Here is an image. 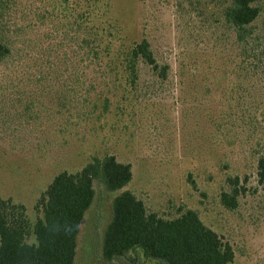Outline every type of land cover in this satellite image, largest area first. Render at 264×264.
Listing matches in <instances>:
<instances>
[{"label":"rangeland","instance_id":"obj_1","mask_svg":"<svg viewBox=\"0 0 264 264\" xmlns=\"http://www.w3.org/2000/svg\"><path fill=\"white\" fill-rule=\"evenodd\" d=\"M230 4L0 0L10 50L0 63V198L23 206L32 228L60 171L113 155L131 165L124 189L148 212L193 210L231 245L232 264H264V1L240 31L225 20ZM142 40L159 69L138 59L132 80L123 57ZM236 177L245 192L229 210L220 195ZM95 191L75 264H156L134 252L102 258L115 194Z\"/></svg>","mask_w":264,"mask_h":264},{"label":"trees","instance_id":"obj_2","mask_svg":"<svg viewBox=\"0 0 264 264\" xmlns=\"http://www.w3.org/2000/svg\"><path fill=\"white\" fill-rule=\"evenodd\" d=\"M264 0H231L225 20L238 31L244 30L260 14L257 3ZM239 38V34H238ZM10 50L0 41V63ZM124 70L135 79L134 63L140 59L158 71L149 43L142 40L124 54ZM165 74V69L162 70ZM66 99V97H65ZM258 183L264 185V157L257 162ZM132 178L130 164L113 155L92 157L75 173L60 171L40 201L42 218L33 227L21 205L0 198V264H75L77 237L86 212L96 199L95 185L115 194L110 202V220L101 242L105 261L138 253L156 264H232L231 245L187 209L174 219L148 212L144 203L124 188ZM193 187V181H189ZM230 192L220 195L223 207L233 210L245 192L239 179H229ZM29 234L35 241L28 243Z\"/></svg>","mask_w":264,"mask_h":264}]
</instances>
